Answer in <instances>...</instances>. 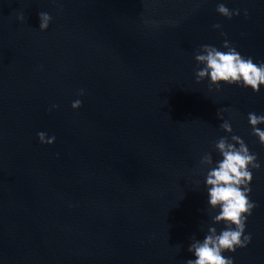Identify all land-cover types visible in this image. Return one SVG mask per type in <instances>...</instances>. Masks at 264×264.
<instances>
[{"label":"water","instance_id":"95a60500","mask_svg":"<svg viewBox=\"0 0 264 264\" xmlns=\"http://www.w3.org/2000/svg\"><path fill=\"white\" fill-rule=\"evenodd\" d=\"M219 2L0 0V264L194 259L191 238L224 228L212 224L200 165L205 153L214 165L222 159L214 143L231 139L224 120L261 165L250 185L251 242L224 255L264 264V146L247 119L264 114V87L209 92L194 59L203 44L223 50V31L264 63V0H223L240 9L231 20ZM40 12L52 16L46 31ZM38 132L55 142L41 144Z\"/></svg>","mask_w":264,"mask_h":264},{"label":"clouds","instance_id":"9594fccd","mask_svg":"<svg viewBox=\"0 0 264 264\" xmlns=\"http://www.w3.org/2000/svg\"><path fill=\"white\" fill-rule=\"evenodd\" d=\"M216 12L231 20L240 15V9L230 10L221 0L217 3ZM245 17L248 13L245 10ZM39 28L46 31L52 21V16L46 12L38 13ZM16 19L25 22L24 12L16 14ZM213 29L220 30L222 25L214 24ZM225 37L222 49L214 45L203 44L194 55L197 65L195 69L196 83L209 80V92H219L221 85H236L245 89H251L253 93H259L264 87V63H255L252 57H245L226 38L227 34L221 31ZM81 89L77 96H83ZM53 108L58 107L53 105ZM73 110L82 107V100L76 99L71 105ZM224 110H218L217 118L223 119L220 114ZM252 128V135L258 138L264 146V130L258 125L264 124V114L248 113L247 117ZM220 128L229 136L221 137L215 141L214 148L222 157L213 164L211 153H205L200 159L201 167L208 169L205 178L207 188L208 205L212 215V224H223L224 228L217 232V228L209 226L204 239L197 240L194 236L188 248L194 259H188L185 264H234L230 256L224 253H235L237 249H243L251 242V235H245L247 218L251 216L257 205L250 199L253 170H260L257 154L251 152L245 141L232 134L233 128L228 120L220 124ZM37 137L41 144L52 145L55 137L48 138L44 132H38ZM218 210V212H217Z\"/></svg>","mask_w":264,"mask_h":264}]
</instances>
